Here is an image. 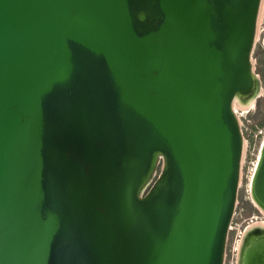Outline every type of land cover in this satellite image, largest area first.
<instances>
[{
    "label": "water",
    "instance_id": "1",
    "mask_svg": "<svg viewBox=\"0 0 264 264\" xmlns=\"http://www.w3.org/2000/svg\"><path fill=\"white\" fill-rule=\"evenodd\" d=\"M259 2L0 0V264H223Z\"/></svg>",
    "mask_w": 264,
    "mask_h": 264
},
{
    "label": "rangeland",
    "instance_id": "2",
    "mask_svg": "<svg viewBox=\"0 0 264 264\" xmlns=\"http://www.w3.org/2000/svg\"><path fill=\"white\" fill-rule=\"evenodd\" d=\"M259 20L257 19L255 37L251 49L253 71L257 84L251 97L245 101L235 98L234 111L244 137L240 175L231 220L227 230L223 264H238V251L246 226L258 225L264 213L250 198L249 175L264 136V0ZM160 162L156 167V173ZM152 180V179H151ZM151 180L147 183L149 185Z\"/></svg>",
    "mask_w": 264,
    "mask_h": 264
},
{
    "label": "bare ground",
    "instance_id": "3",
    "mask_svg": "<svg viewBox=\"0 0 264 264\" xmlns=\"http://www.w3.org/2000/svg\"><path fill=\"white\" fill-rule=\"evenodd\" d=\"M260 1H261V0H260ZM262 5H263V3H262V2H261V3L259 2L258 12H257V18H256V23H257V19L259 20V14L261 13ZM257 24H258V23H257ZM253 92H254V91H253ZM253 92L247 97V99H248L249 97H251V95L253 94ZM235 98L239 99V98L235 95V96L233 97V100H232V105L235 104ZM239 100H240V99H239ZM242 101H243V100H242ZM233 108H234V106H233ZM263 139H264V136H263L261 142L263 141ZM260 144H261V143H260ZM259 149H260V146H259ZM259 149H258V152H257V155H256V160H255V162H254V164H253L252 170H251L250 175H249V190H250V198H251V200H252V201L255 203V205H257V207L260 208V210L264 213V207L261 205V203H260L258 200L255 199V197L252 195V190H251V180H252V175H253L254 169H255L256 164H257V161H258ZM242 152H243V150H242ZM241 157H242V156H241ZM257 224H258V225H263V224H264V218L260 219V220L257 222ZM248 228H249V227L246 226L245 229H244V232H245ZM244 232H243V233H244ZM242 236H243V235H242ZM241 238H242V237H241ZM241 242H242V239H241ZM240 248H241V246H240ZM237 254H238V261H239L240 249H239V251H238Z\"/></svg>",
    "mask_w": 264,
    "mask_h": 264
}]
</instances>
